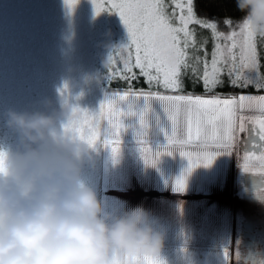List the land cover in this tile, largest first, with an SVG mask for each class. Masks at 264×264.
<instances>
[{
    "label": "rangeland",
    "instance_id": "1",
    "mask_svg": "<svg viewBox=\"0 0 264 264\" xmlns=\"http://www.w3.org/2000/svg\"><path fill=\"white\" fill-rule=\"evenodd\" d=\"M166 2L171 13V2ZM86 3L93 5L92 0H79L75 9L69 10L64 0H0V145H11L17 139L15 130L7 125L9 110L41 111L52 115L62 110L64 102L71 109V115L73 106L94 112L98 110L99 104L109 91H118L104 87L100 90L94 88V92L92 90L93 82L101 83V70L94 67L97 45L87 40V33L92 29V20L96 16L106 17L107 13L103 11L97 15L95 8L87 11L84 9ZM107 17L113 18V28L109 26L108 29L118 34L115 47L127 45L129 36L120 16L110 11ZM173 23L176 21L173 20ZM189 27L196 29L197 41L195 49H188L189 64L195 65L198 72L202 73L203 63L196 65L192 57L199 55L204 58L205 52L198 49L203 38H207V59L211 60L213 41L210 30L201 29L197 25ZM220 30L227 33L229 28L223 27ZM256 47L261 65L259 72L264 75V39L258 34ZM235 51L238 53L239 49ZM118 55L123 61L127 50L121 52L119 49ZM194 79L189 69L182 77L184 86H196L199 81L194 83ZM151 92L161 95L172 93ZM177 94L226 97L240 94L264 95V91ZM152 109L159 120V126L167 128L169 122L159 102L153 101ZM133 137L131 130L124 133L122 144L127 138L131 140ZM149 138L160 142L156 147L158 150L166 140L163 133L158 131ZM120 148L117 156H113L111 150L103 146L95 149L96 156H99L101 161L97 163L96 159L95 166L87 174L89 183L105 201L109 210L120 212L134 209L136 202L186 203L187 207L183 211L177 208L178 206H175V209L158 211L160 219L170 223L169 235L173 238L166 240L164 244L173 242L176 246L188 247L183 243L184 235H188L191 253L204 250L207 253H224L226 248L228 253H235V201L238 200L242 182V160L238 159L237 153L242 152V149H234L232 156L218 155L210 164H200L190 171L187 168L189 161L180 156L178 150H174L177 151L173 154L176 158L168 160L170 156L163 155L158 161L159 164L148 166L150 172L160 175L158 178H141L133 174L138 155L135 148ZM166 160L173 162L176 168H166ZM168 174H180L184 177L182 190L176 188L177 177L165 176ZM155 179H158L159 183H156ZM204 244L208 248L203 247ZM115 259L121 262L122 257L116 254Z\"/></svg>",
    "mask_w": 264,
    "mask_h": 264
},
{
    "label": "snow or ice",
    "instance_id": "2",
    "mask_svg": "<svg viewBox=\"0 0 264 264\" xmlns=\"http://www.w3.org/2000/svg\"><path fill=\"white\" fill-rule=\"evenodd\" d=\"M64 2L69 10H73L79 0ZM170 2L171 13L166 0H92L97 15L114 11L126 26L129 43L119 49L121 52L127 50L123 70L129 75L121 78L129 82L137 79L135 68L146 78L147 84L155 82L166 90L179 92L183 88L182 77L191 69L193 82H201L206 93L223 87L225 76L229 87L244 89L251 86L258 91L264 90L256 33L250 21L243 18L233 21L228 17L222 21L200 18L195 11V0ZM221 23L229 28L227 33L220 30ZM190 25L210 30L213 41L210 61L207 59V38H203L198 49L205 52L204 58L192 57L196 65L203 63L202 73L189 64L188 49L197 47L196 29ZM236 49H239L238 53ZM108 60L114 62L112 53ZM112 76L113 73H107L109 85ZM153 101L159 102L166 114L167 128L159 126L152 109ZM64 130L94 149L101 146L110 149L113 156L120 153L122 135L131 130L145 164L155 166L161 156H171L178 150V154L189 161V171L200 164H210L218 155L232 156L234 149L240 147L242 152L237 153V157L242 160L241 171L264 178V95H161L129 86L127 91H109L97 111L73 106ZM157 131L163 133L166 143L154 150L149 137ZM175 183L176 188L182 190L184 177H178ZM259 198L264 200V197ZM223 255L226 261L227 248ZM115 256L111 264H120ZM127 260L134 264H164L159 256L129 255ZM258 264H264V259Z\"/></svg>",
    "mask_w": 264,
    "mask_h": 264
},
{
    "label": "clouds",
    "instance_id": "3",
    "mask_svg": "<svg viewBox=\"0 0 264 264\" xmlns=\"http://www.w3.org/2000/svg\"><path fill=\"white\" fill-rule=\"evenodd\" d=\"M264 36V0H235ZM17 139L0 145V264H111L114 255L160 256L164 234L141 208L106 207L87 174L96 150L56 114L9 110Z\"/></svg>",
    "mask_w": 264,
    "mask_h": 264
},
{
    "label": "trees",
    "instance_id": "4",
    "mask_svg": "<svg viewBox=\"0 0 264 264\" xmlns=\"http://www.w3.org/2000/svg\"><path fill=\"white\" fill-rule=\"evenodd\" d=\"M104 7L107 8V5L105 4ZM92 8H94L92 4H87V3L84 4L85 10L92 11ZM195 11L198 17L200 18L216 19L217 21H222L226 17L233 19V21H240L243 17V13H241L236 8L235 0H195ZM105 12L108 14V12L110 11H105ZM107 14L106 17L96 16L90 23L92 29L89 30L87 33V40L90 43L97 45L96 57L93 61L95 64L94 67H98V70H101V76H100L101 83H96V82L92 83L93 92L95 91V89L98 88L100 90V88L103 89V87L111 90L127 91L129 86H131L134 90H143L150 92L163 91V92H172V93L206 94L205 89L201 82H198L197 85L194 87L184 86L183 84V88L179 92L166 90L162 86V84H157L155 82H153L152 85H149L145 82L146 78L140 75L139 69H135V68L133 69V71L136 73L137 79L131 80L129 82L128 80L121 78L122 76H126L129 74L125 73L123 70V61L118 55L119 48L117 46L115 47L114 45L115 43H117L118 34L116 32H111L112 30L108 29L109 26L110 28H113L111 21L113 20V18L112 17L108 18ZM223 27L225 26L221 23L219 25V28L222 29ZM111 53L114 62H110L108 60V57ZM133 62H134V56H133ZM109 72L113 73L110 85L107 79V73ZM223 79L225 81L223 87H217L213 91L207 93H226V92L236 93L240 91H247V92L258 91L257 89L251 86L244 89L229 87L227 83L228 80L227 76L223 77ZM100 161H101L100 157L98 156L97 163H99Z\"/></svg>",
    "mask_w": 264,
    "mask_h": 264
},
{
    "label": "crops",
    "instance_id": "5",
    "mask_svg": "<svg viewBox=\"0 0 264 264\" xmlns=\"http://www.w3.org/2000/svg\"><path fill=\"white\" fill-rule=\"evenodd\" d=\"M169 95H177V93H171ZM149 139H150V142H151L153 148L155 150H158V149H156V147L159 146L160 142L156 139H153V138H149ZM164 142L166 143V140ZM120 146L126 147V148L134 147L135 151L138 154V155H136L137 161L135 163V169H134V173H133L135 177H141V178L157 177L158 178V176H160V175H154L152 172H150V170L148 169V166H150V165H147V166L145 165L144 161L142 160L143 158L141 157V155L139 153V150H138V147L136 145L134 137L131 140L130 139L128 140V138H127V140L126 141L124 140L123 144H121ZM149 157H151V153H149ZM168 158H169L168 160H171L172 158H176V157L174 155L173 156L171 155ZM168 160H166V161L168 162ZM158 161H157V163L159 164ZM173 167L176 168L175 166H173V162L167 163L166 168L173 169ZM183 168H185V165ZM187 168L189 171V164H188ZM161 176H164V175H161ZM165 176L178 178V176H181V175L180 174H168ZM188 176L190 177V175H188ZM189 177H188V183H189ZM155 182L159 183V180L155 179ZM150 200H152V199H150ZM159 202H164V201H159ZM159 202L158 201H156V202L149 201V203L140 202L138 204L136 202V205H137L136 208H141L149 214L150 218L155 222V226H156L157 230L163 232L164 242H166V240H172L173 239L169 235L171 232L168 229L170 226V223L169 222L165 223L164 222L165 219H160L161 216H159L160 214L158 211H162L163 209L169 210L171 208L175 209L174 208L175 206L176 207L178 206L177 208H179L181 211H183L186 209L187 204L183 203V202L182 203L181 202L174 203V201H172V203L169 202V203H162V204H160ZM166 219H168V218H166ZM187 233L189 234V232H187ZM189 235H191V234H189ZM189 238H190V236L184 235V240H183L184 242L183 243L188 246V247H186L183 245L184 248H183V246H180V245L176 246V244H174L173 242L169 243L168 245L164 244L163 249H162L160 256H159L160 259L164 262V264H237V253H228V259L226 261L224 260V255H223L224 253H207L206 250H204L200 253H191L192 248L190 249L191 241ZM185 242H188V243H185ZM203 247L206 248L207 245L204 244ZM234 252H235V248H234ZM121 257H122V260L120 262L121 264H129V263L132 264L133 263V262H129L127 260V256L121 255ZM145 264H147V262H145Z\"/></svg>",
    "mask_w": 264,
    "mask_h": 264
},
{
    "label": "flooded vegetation",
    "instance_id": "6",
    "mask_svg": "<svg viewBox=\"0 0 264 264\" xmlns=\"http://www.w3.org/2000/svg\"><path fill=\"white\" fill-rule=\"evenodd\" d=\"M241 176L238 200L235 201L237 264H249L251 261L258 264L264 259V200L259 198L264 197V178L243 172Z\"/></svg>",
    "mask_w": 264,
    "mask_h": 264
},
{
    "label": "water",
    "instance_id": "7",
    "mask_svg": "<svg viewBox=\"0 0 264 264\" xmlns=\"http://www.w3.org/2000/svg\"><path fill=\"white\" fill-rule=\"evenodd\" d=\"M246 259H248V256H246ZM249 264H253V261H251Z\"/></svg>",
    "mask_w": 264,
    "mask_h": 264
}]
</instances>
